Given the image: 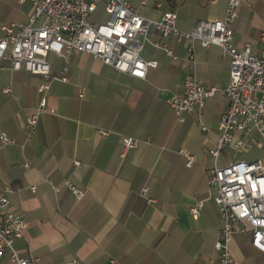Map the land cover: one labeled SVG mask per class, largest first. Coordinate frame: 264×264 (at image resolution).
<instances>
[{
    "label": "crops",
    "instance_id": "1",
    "mask_svg": "<svg viewBox=\"0 0 264 264\" xmlns=\"http://www.w3.org/2000/svg\"><path fill=\"white\" fill-rule=\"evenodd\" d=\"M130 3L149 19L175 12L183 31L224 18L228 7V0ZM19 6L9 17L27 22L30 4ZM232 28L237 48L248 44L260 53L264 0H241ZM149 40L142 57L158 65L148 68L143 80L88 54L75 52L68 64L49 55L52 77L66 66L68 82L51 81L48 102L56 114L40 116L30 141L27 117L39 105L37 86L44 80L12 70L8 60L0 62V135L14 140L10 145L0 141V195L28 223L25 236L15 242L21 256L39 257L40 264H221L215 244L224 225L210 170L237 160L238 153L227 145L215 162L209 150L220 137L229 105L224 93L231 79L229 61L216 46L196 44L191 60L175 38L152 33ZM190 71L217 91L181 121L168 100L183 94ZM5 88L11 92L4 93ZM126 138L139 146L124 152ZM258 140L253 148L264 151ZM185 153L195 157L191 166ZM254 161L262 163L248 162ZM67 182L84 196L78 199ZM199 203L200 214L194 216L191 208ZM235 230L230 243L235 260L264 264L250 227L239 224ZM0 264H11L9 251L1 254Z\"/></svg>",
    "mask_w": 264,
    "mask_h": 264
},
{
    "label": "built area",
    "instance_id": "2",
    "mask_svg": "<svg viewBox=\"0 0 264 264\" xmlns=\"http://www.w3.org/2000/svg\"><path fill=\"white\" fill-rule=\"evenodd\" d=\"M19 5L29 3L31 11L27 22L0 25V62L8 60L14 71H26L44 80L37 86L41 96L37 108L28 113L26 128L28 139L35 134L39 118L43 114H56L48 102L51 81L68 82L66 66L52 77L49 55H56L65 64L75 53H84L101 60L119 72L137 79H145L148 68H156L155 61L147 62L142 53L152 33L162 39L172 37L183 44L190 59L194 60L196 44L203 48L219 47L223 58L229 61L230 82L224 90L229 105L221 117L220 137L215 148L209 150L216 162L224 148L232 145L236 153L249 152L259 144L264 146V32L261 34L260 53L250 45L239 49L234 44L232 25L238 17L241 0H228L224 18L198 22L193 30L183 31L177 25V14L162 13L159 19H149L135 10L130 0H17ZM99 5H103L108 19L102 23L91 20ZM159 7V6H158ZM171 53V52H167ZM1 68V66H0ZM217 88L207 87L194 71L187 73L182 95H173L168 104L176 117L183 121L186 113L202 108L214 96ZM4 93L9 94L10 88ZM83 96V92L81 97ZM205 129V128H204ZM103 136L107 134L101 132ZM3 145L14 144L5 133L0 135ZM139 142L130 138L123 140L124 152L136 149ZM191 166L195 157L185 153ZM79 166L78 161L75 162ZM24 167L30 168V163ZM209 183L215 186V202L223 219L220 238L215 249L221 264H239L230 252V243L236 233L235 226L247 225L252 231V245L264 254V165L260 161L234 160L223 168L210 170ZM71 192L78 198L84 192L67 182ZM34 193L36 188H31ZM11 191L7 186L6 192ZM147 189L142 196L145 197ZM152 202L150 199L147 200ZM202 203L191 208L198 216ZM28 223L15 213L10 200L0 195V256L9 251L11 264H40V258L21 256L15 242L25 236ZM70 264H77L72 262Z\"/></svg>",
    "mask_w": 264,
    "mask_h": 264
},
{
    "label": "rangeland",
    "instance_id": "3",
    "mask_svg": "<svg viewBox=\"0 0 264 264\" xmlns=\"http://www.w3.org/2000/svg\"><path fill=\"white\" fill-rule=\"evenodd\" d=\"M15 4H16L17 7L15 6ZM27 4H29V3H27ZM12 5L14 7L18 8L19 3L17 2V0L14 1V3H12L11 0H0V25H7V24L12 23V21H15L16 23L20 22V20L19 21L13 20V18L9 17V14H10V12L13 9ZM30 11H31V5H30ZM107 19H108V16L106 15V13L104 11L103 5H99L98 10L95 13V15L91 16V20L96 22V23L105 22ZM236 155H237V158H238L237 160L244 159V160H247V161H253V160L260 159L262 161L263 165H264V151L259 150L258 148H253L249 152H242V153H238Z\"/></svg>",
    "mask_w": 264,
    "mask_h": 264
}]
</instances>
